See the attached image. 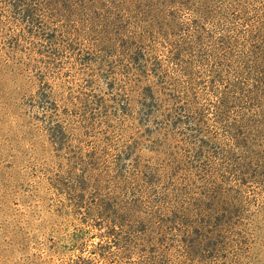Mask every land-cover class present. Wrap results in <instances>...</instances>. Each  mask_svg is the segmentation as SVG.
<instances>
[{
    "label": "trees",
    "instance_id": "16d2710c",
    "mask_svg": "<svg viewBox=\"0 0 264 264\" xmlns=\"http://www.w3.org/2000/svg\"><path fill=\"white\" fill-rule=\"evenodd\" d=\"M60 21L72 24H56ZM80 25L97 32L95 45L111 46L115 36L119 38L115 47L122 51L111 57L124 60L122 77L113 75L107 86L120 89L126 110L137 94L142 115L161 116L167 126L181 124L188 133L201 136L203 147L225 122L231 97L246 103L237 113L238 122L250 121L249 163L255 164L251 174L261 175L264 0H0V66L14 62L23 51L22 41L39 46L47 41L51 54L71 46ZM98 79L94 74L89 82ZM46 87L37 95L41 103L54 96V87ZM91 95V102L104 103L103 97L98 101V95ZM44 108L51 137L55 143L62 141L69 126L60 121L55 98ZM129 148L121 151L123 159L130 155ZM201 162L211 184L207 190L213 193L214 163L204 158ZM112 171L117 181L83 174L72 204L78 211L86 208L100 230L92 253L104 257L98 247H115L125 258L137 254L138 264H217L219 257L229 256L225 251L236 244V233L224 228L215 196L204 193L201 185L195 183L184 197L163 186L151 164L118 165ZM102 182L113 184L106 187ZM91 186L94 190L89 192ZM241 237L245 244L256 240L252 229Z\"/></svg>",
    "mask_w": 264,
    "mask_h": 264
},
{
    "label": "rangeland",
    "instance_id": "374dc122",
    "mask_svg": "<svg viewBox=\"0 0 264 264\" xmlns=\"http://www.w3.org/2000/svg\"><path fill=\"white\" fill-rule=\"evenodd\" d=\"M79 27L71 46L51 54L47 41L42 46L22 41L23 51L14 62L0 66V264H138L137 254L125 258L115 247H98L104 257L92 253L100 230L86 208L78 211L72 205L78 180L88 173L117 181L113 167L151 164L163 186L187 197L195 183L209 193L202 158L216 169L209 195L215 196L224 228L236 233V244L224 252L229 256L219 257L217 264H264V169L252 176L250 121L240 124L237 114L247 104L231 97L225 122L218 124L216 136L211 135L215 143L203 147L201 136L181 124L167 126L161 116L142 115L137 94L126 110L120 89L107 86L113 75L122 77L124 60L111 57L122 51L115 47L119 38L115 36L111 46L95 45L97 32ZM94 74L99 79L92 84ZM46 84L54 87V96L41 103L37 95ZM89 94L98 95V101L103 97L104 103L91 102ZM54 98L60 121L69 126L57 143L44 120V107ZM126 145L130 155L123 159ZM249 229L256 240L245 244L241 234Z\"/></svg>",
    "mask_w": 264,
    "mask_h": 264
}]
</instances>
